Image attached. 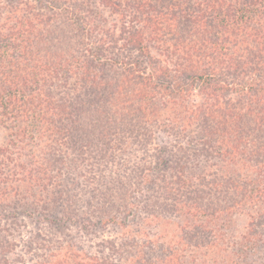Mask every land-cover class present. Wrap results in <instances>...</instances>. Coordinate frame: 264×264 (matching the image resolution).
<instances>
[{
	"label": "trees",
	"instance_id": "trees-1",
	"mask_svg": "<svg viewBox=\"0 0 264 264\" xmlns=\"http://www.w3.org/2000/svg\"><path fill=\"white\" fill-rule=\"evenodd\" d=\"M0 129V264L18 248L3 223L23 216L50 228L26 242L33 264H252L264 248V0H0ZM154 129L177 135L142 177L158 172L168 215L98 188L95 205L61 181L79 142L147 146ZM84 204L96 211L78 215ZM109 224L120 245L57 238Z\"/></svg>",
	"mask_w": 264,
	"mask_h": 264
},
{
	"label": "rangeland",
	"instance_id": "rangeland-1",
	"mask_svg": "<svg viewBox=\"0 0 264 264\" xmlns=\"http://www.w3.org/2000/svg\"><path fill=\"white\" fill-rule=\"evenodd\" d=\"M83 122L85 125L92 124V121L87 119H84ZM153 132H155L153 139L147 146H145L144 143H137L129 138H127L129 140L126 144L116 140L113 141L112 144L116 145V148L111 150L105 148V144L98 143H94L86 149L83 146L86 141L79 142L78 147L74 151L72 150L69 152L66 164L62 167L61 173L63 178L61 181H63L66 176L76 180L81 187L80 190L76 191V194L80 196V198H86L85 196H87L88 200L93 201L95 205L101 201L100 199L95 200L88 191L98 188L103 192L102 197H105V195L106 198H108V196L112 197L111 202L113 201L119 205L136 203L138 209H142L145 207V203H147V205H151L158 210L163 208L164 211L161 213L163 215H168L167 212H165L166 207L164 206L167 202V196L159 183L160 180L157 178L158 172L151 174V180L155 182V184L145 183L142 177L144 173H146L144 169L148 168L149 163H156L154 158H150V156L155 153L156 149L167 147L169 151H175L173 147L176 145L177 135L171 133L168 136L156 129H154ZM6 136L7 134L0 129V148L4 145ZM123 136L127 137V135ZM165 142L166 145L164 144ZM117 146L121 148H117ZM81 149H83V152ZM102 154L109 155V158L104 159V157L103 159H99ZM73 159L76 160L75 163L72 162ZM136 166L140 169H136ZM215 170L216 169L213 167L211 175L216 173ZM80 177H83V179L80 180ZM94 177L97 182L89 185L87 179H92ZM62 185L64 186V184ZM83 190L86 191V193H83ZM232 196V193L229 196H215L209 194V196L202 201V205L206 207H216V205L223 206L224 203L230 204ZM160 204L164 205L159 206ZM61 206H66V203L62 201ZM17 209L20 211L22 208ZM107 210L113 211V209L108 206ZM95 211V208H91L84 204L80 212H78V215L89 212L93 213ZM36 217L37 215L35 213L34 219ZM19 219L20 220L16 223L9 221L3 223L9 230V233L13 235L11 239H13L18 246L15 253L11 255L10 261L12 262L11 264H33V261L29 260L26 242L29 240L30 234H35L37 232V227L43 230H48L50 228L46 226L47 223L38 225L35 221H31L24 216ZM135 221L137 222L139 220ZM248 222L249 218H247L245 214L239 213V215H236L232 223V234L239 238L244 234ZM260 224L259 222L256 223V231H259L258 228ZM120 236V229L112 224L104 228H93L89 232L83 231L79 227H72L67 236H59L57 234V238L70 244L79 245L93 252L100 250L102 245L105 247L108 246V242H114L120 245ZM251 263L264 264V248L258 249Z\"/></svg>",
	"mask_w": 264,
	"mask_h": 264
}]
</instances>
